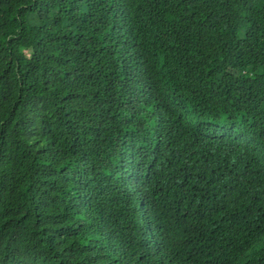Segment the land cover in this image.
<instances>
[{
	"label": "trees",
	"instance_id": "1",
	"mask_svg": "<svg viewBox=\"0 0 264 264\" xmlns=\"http://www.w3.org/2000/svg\"><path fill=\"white\" fill-rule=\"evenodd\" d=\"M0 264H264V0H0Z\"/></svg>",
	"mask_w": 264,
	"mask_h": 264
}]
</instances>
